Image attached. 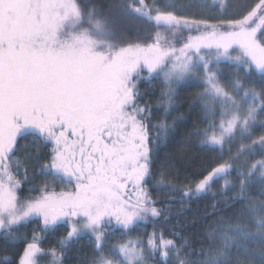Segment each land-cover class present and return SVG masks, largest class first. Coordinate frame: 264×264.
Wrapping results in <instances>:
<instances>
[{
	"label": "snow or ice",
	"instance_id": "obj_1",
	"mask_svg": "<svg viewBox=\"0 0 264 264\" xmlns=\"http://www.w3.org/2000/svg\"><path fill=\"white\" fill-rule=\"evenodd\" d=\"M191 5L0 0V264H65L82 235L74 264H257L235 249L264 236V0ZM82 21L116 38L60 35ZM198 222L192 247L179 229Z\"/></svg>",
	"mask_w": 264,
	"mask_h": 264
},
{
	"label": "trees",
	"instance_id": "obj_2",
	"mask_svg": "<svg viewBox=\"0 0 264 264\" xmlns=\"http://www.w3.org/2000/svg\"><path fill=\"white\" fill-rule=\"evenodd\" d=\"M117 2V0H83L84 8L87 10L89 7L96 8L100 11V18H103V13L105 10H112V6ZM161 4L163 3H177V4H187V3H192L191 7H196L198 4L203 3L206 6L207 12L210 15L215 16L220 5H219V0H160ZM252 0H225V3L227 5V15H235L239 10H242L244 7H246L249 3H251ZM123 15V14H121ZM143 22V21H141ZM128 27L129 31H134V26L133 25H125ZM82 27H87L90 31V35L93 36V38L101 41H111L116 38L117 32L114 31L113 29L115 28V25L109 21L108 24L105 25V30L103 31H98L94 28H92L91 25L85 24L83 21L80 23H77L75 25L71 24H65L64 29L60 33L62 37L67 36V34L71 32H78ZM104 45L101 44L99 45L100 49H103ZM231 70V68H230ZM228 73H224V79L227 80ZM147 86L146 81L141 82V87L144 88ZM190 90V89H189ZM150 95L154 96L155 91L150 89L149 90ZM186 95L185 93H182V96ZM26 142L22 141L21 145L18 146L19 150V155L21 157H24L28 153H31L35 150V145L32 144L30 141L27 142V146H25ZM193 151H196V149H192ZM43 156V152L40 154ZM235 177H229V179H234ZM261 183H264V181H259V180H253L251 190L254 195H259L260 194V189L259 185ZM223 181L218 180L214 185L213 188L216 190L217 193V198L220 196L219 189L222 186ZM154 194H158L155 193ZM230 194V193H229ZM264 195V193H261ZM214 197L211 194H208L205 196L204 199L199 200V201H193L191 203V209L190 210H185V212L180 216L181 222H183L184 219L187 220H192L193 216L197 214V212H202L206 208H208ZM247 223L249 225V228H254L257 227L258 225L256 224L255 219L249 214L247 215ZM177 217L173 216L172 221H175ZM31 223L27 225L26 228H24V225H20L17 227L15 230L17 232L19 231H26L31 228ZM261 227H264V216L261 217V222L260 225ZM203 224L202 223H196V224H190L186 227H183L179 229L181 231L183 236H186L189 241L191 242L192 247H197L201 241H206L204 231H203ZM51 235H49L48 239L49 241H53L56 239V236L59 234V229H54L50 230ZM133 235H135V232H133ZM2 238V237H0ZM80 242L82 247L77 248L76 244L73 243L71 252L68 253L67 255L64 256V261L65 264H74V261L76 260V257L80 255L82 252H85L89 250L90 244L89 240L86 236L82 235L80 237ZM244 243L248 244L254 249H258V251H248L245 252L243 249H235L237 252H240L241 256L246 257L251 255L256 261L257 264H264V236H260L259 234L254 235L253 237H250L245 241ZM193 258H195L196 254L195 252L192 253Z\"/></svg>",
	"mask_w": 264,
	"mask_h": 264
},
{
	"label": "rangeland",
	"instance_id": "obj_3",
	"mask_svg": "<svg viewBox=\"0 0 264 264\" xmlns=\"http://www.w3.org/2000/svg\"><path fill=\"white\" fill-rule=\"evenodd\" d=\"M218 1V0H215ZM229 71H233V69L230 70V68L228 66L224 67V73L229 72Z\"/></svg>",
	"mask_w": 264,
	"mask_h": 264
}]
</instances>
